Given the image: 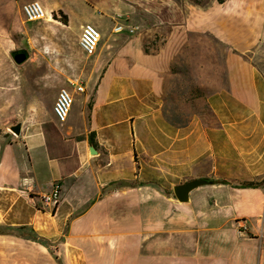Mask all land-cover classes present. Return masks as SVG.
Here are the masks:
<instances>
[{"label":"crops","instance_id":"1","mask_svg":"<svg viewBox=\"0 0 264 264\" xmlns=\"http://www.w3.org/2000/svg\"><path fill=\"white\" fill-rule=\"evenodd\" d=\"M42 1L57 38L30 42L24 92L0 87V112H21L20 134L0 137V264H264V0H81L101 28L90 55L52 18L80 0ZM195 55L224 80L205 99L212 120L178 127L165 96ZM194 179L208 183L178 201Z\"/></svg>","mask_w":264,"mask_h":264},{"label":"rangeland","instance_id":"2","mask_svg":"<svg viewBox=\"0 0 264 264\" xmlns=\"http://www.w3.org/2000/svg\"><path fill=\"white\" fill-rule=\"evenodd\" d=\"M15 1L16 0L0 1V87H5L6 91L9 92V90L13 91V87L17 85L18 90L24 92L25 86L23 79L28 70L29 59L22 65H17L14 62L11 53L23 49L26 50L30 56L32 53V49L30 48L31 41L47 37L57 38L56 35L58 34L59 29L58 27L48 26V21L37 20L26 22L22 13V6L32 0L18 1V5L15 4L17 3ZM37 1H39L44 7L42 0ZM64 7L70 13V20H68L67 24L69 27L66 29V38L67 40H70L73 37L77 39L83 25L85 23H90L88 18L93 16L94 11L91 6L81 0L66 2ZM95 12L99 14L97 10H95ZM107 23L109 24L110 22L108 21ZM99 31H101V28H99ZM127 33L128 31L125 30L119 35H126ZM195 40L197 39L195 38ZM213 54L216 58L217 55H219L217 47H215ZM82 55L83 57H86L84 53H82ZM193 58L194 62L175 63L173 71L176 76L173 78L166 94L168 98L166 107L169 108L172 113L176 112V114H180L178 116L179 118L181 115L187 117V119H189L190 116L194 117L198 115L199 109L204 106V97L219 89V83L221 84L224 80H222L221 75L218 78L216 76L217 70L215 69H218V67L221 66V63H219V66L218 63H213V66H211L209 63H200L197 55ZM217 61L218 60L216 59L214 62ZM51 91L50 88L44 91L42 100L43 106L50 103ZM54 91L55 90L51 92V95L54 94ZM75 106L76 104H73V110H75ZM18 113L19 116H21V112ZM206 114L207 113H203L202 116L205 119L210 120ZM9 115L8 111L0 112V122L1 120L4 122V124L0 123V137L4 135L3 132L7 130L10 124L13 123L12 125H15L20 119L19 116L9 119ZM178 121L183 120L180 118ZM21 234H25V232ZM260 246L261 239H259V252Z\"/></svg>","mask_w":264,"mask_h":264},{"label":"built area","instance_id":"3","mask_svg":"<svg viewBox=\"0 0 264 264\" xmlns=\"http://www.w3.org/2000/svg\"><path fill=\"white\" fill-rule=\"evenodd\" d=\"M22 13L26 21H37L42 19H47V13L42 6V4L37 0H32L25 3L22 6ZM121 26L115 28V32H120ZM132 32V31H131ZM100 34L99 30L92 23H86L83 25L79 37V46L86 54H92L99 42ZM70 84L75 85L77 91H84V85L82 82H72ZM73 102V96L67 88H61L55 98L53 104V113L55 118L64 122L67 119L71 105ZM42 205L44 207L52 206L55 208L59 202V187L54 186L50 192L42 195L41 197ZM239 232H244L247 227L246 225L239 223Z\"/></svg>","mask_w":264,"mask_h":264},{"label":"water","instance_id":"4","mask_svg":"<svg viewBox=\"0 0 264 264\" xmlns=\"http://www.w3.org/2000/svg\"><path fill=\"white\" fill-rule=\"evenodd\" d=\"M11 55H12L14 62L17 65H21L28 59L29 53L26 50L21 49V50L13 51L11 53ZM10 130L13 134L19 135L20 130H21V123H18L16 125L12 126L10 128ZM207 183L208 182L206 180H203V179H194V180L188 181L184 184H180V185L175 186L174 187V194H175L178 201L187 202L188 198H189L190 191H192L193 189H195L201 185L207 184Z\"/></svg>","mask_w":264,"mask_h":264},{"label":"trees","instance_id":"5","mask_svg":"<svg viewBox=\"0 0 264 264\" xmlns=\"http://www.w3.org/2000/svg\"><path fill=\"white\" fill-rule=\"evenodd\" d=\"M176 1H179V0H176ZM190 2H192L193 4L195 5H206L208 3L209 0H189ZM219 3H222L224 2V0H217ZM52 18L54 20H57L59 22H62L63 24H68V16L61 10L59 11H56V12H53L52 13ZM174 70V69H173ZM207 96V95H206ZM206 96L204 97V106L202 108L199 109V114L196 115V116H199L201 118H204L202 115L203 113H207L206 115H208V121H211L213 116L212 114L209 112V108L206 104ZM168 101V98H167V95L165 96V102L167 103ZM167 106V105H166ZM205 111V112H204ZM180 114H176V112L172 113L169 108L165 107V116H166V119L169 123L175 125V126H178V127H182L184 125H186L192 118V116L189 117V119H187V117H184L183 115H181V120L183 121H178V119H180L178 116ZM183 118V119H182ZM187 119V120H186ZM205 119V118H204Z\"/></svg>","mask_w":264,"mask_h":264},{"label":"bare ground","instance_id":"6","mask_svg":"<svg viewBox=\"0 0 264 264\" xmlns=\"http://www.w3.org/2000/svg\"><path fill=\"white\" fill-rule=\"evenodd\" d=\"M48 22H52V20H48Z\"/></svg>","mask_w":264,"mask_h":264}]
</instances>
